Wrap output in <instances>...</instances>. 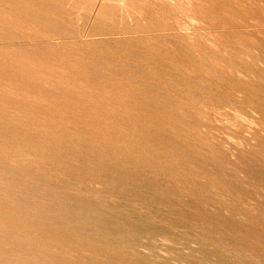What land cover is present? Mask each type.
I'll list each match as a JSON object with an SVG mask.
<instances>
[{"label":"rangeland","instance_id":"374dc122","mask_svg":"<svg viewBox=\"0 0 264 264\" xmlns=\"http://www.w3.org/2000/svg\"><path fill=\"white\" fill-rule=\"evenodd\" d=\"M0 264H264V0H0Z\"/></svg>","mask_w":264,"mask_h":264},{"label":"bare ground","instance_id":"6f19581e","mask_svg":"<svg viewBox=\"0 0 264 264\" xmlns=\"http://www.w3.org/2000/svg\"><path fill=\"white\" fill-rule=\"evenodd\" d=\"M34 11H35V10H34ZM34 11H32V13H33ZM35 12H37V11H35Z\"/></svg>","mask_w":264,"mask_h":264}]
</instances>
